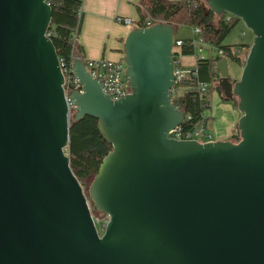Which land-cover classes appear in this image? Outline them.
I'll return each instance as SVG.
<instances>
[{
	"label": "water",
	"instance_id": "1",
	"mask_svg": "<svg viewBox=\"0 0 264 264\" xmlns=\"http://www.w3.org/2000/svg\"><path fill=\"white\" fill-rule=\"evenodd\" d=\"M254 41L241 77L216 66L238 100L240 141L169 138L186 120L175 86L176 27L131 30V94L113 101L76 58L71 92L51 37L47 0H0V264H264V0H206ZM85 117L112 151L88 194L66 149ZM88 197L108 217L98 232Z\"/></svg>",
	"mask_w": 264,
	"mask_h": 264
},
{
	"label": "trees",
	"instance_id": "2",
	"mask_svg": "<svg viewBox=\"0 0 264 264\" xmlns=\"http://www.w3.org/2000/svg\"><path fill=\"white\" fill-rule=\"evenodd\" d=\"M84 0H47L52 10V21L49 34L53 41L56 53L63 69L68 71L73 66L76 58L84 59L83 49L75 46L82 18ZM148 14L156 22H163L176 28L188 26L198 30V36L205 44L224 52V57L219 55L197 58L192 68V75L182 84L189 88L182 95L176 96L172 102L177 108L186 112V120L182 125L183 132H192L200 126H206L209 119L205 118V112L210 109V95L218 92L219 75L216 70L217 64L222 59H228L244 67L246 58H242V50L249 52L251 44L227 45L225 41L232 34L240 19L229 14L221 17L209 11L203 10L202 0H151L146 8ZM181 56H195L196 47L191 39L181 40ZM78 49V57L76 51ZM240 52V53H238ZM199 85H213L207 92L196 91ZM227 102V101H226ZM238 107V100L234 102ZM229 141L239 142L240 136L236 134ZM112 151V146L104 139L98 128V120L93 117H85L79 122L72 120L70 144L66 153L70 158L71 168L79 179L81 185L89 177H95L105 157ZM84 189V188H83ZM90 208L97 211L90 197H88Z\"/></svg>",
	"mask_w": 264,
	"mask_h": 264
},
{
	"label": "crops",
	"instance_id": "3",
	"mask_svg": "<svg viewBox=\"0 0 264 264\" xmlns=\"http://www.w3.org/2000/svg\"><path fill=\"white\" fill-rule=\"evenodd\" d=\"M150 2L151 0H84L81 29L75 40V46L83 49V61L86 63L88 61L107 60L124 64V44L132 29L126 26L124 22H120L119 19H131L134 28L142 27L144 20L147 17H151L146 10ZM249 40L247 39L242 44L236 45L251 44L252 41L250 42ZM76 52V57H78V49ZM195 64L196 61L193 67ZM213 93H217L218 97L223 102H226L218 92ZM232 104L235 106L234 102ZM230 112L231 118L233 115L232 109H230ZM207 114L208 116L205 114V118L209 120L215 119L213 112ZM241 116L240 114L235 118L236 123L229 117L219 116V121L226 123L225 118H229L231 122L229 125L226 123L223 132L217 136V139H212V142L229 141L235 136L237 134V121ZM209 120L206 126H208Z\"/></svg>",
	"mask_w": 264,
	"mask_h": 264
},
{
	"label": "built area",
	"instance_id": "4",
	"mask_svg": "<svg viewBox=\"0 0 264 264\" xmlns=\"http://www.w3.org/2000/svg\"><path fill=\"white\" fill-rule=\"evenodd\" d=\"M231 16L227 17V20L229 21L231 19ZM120 22H124L126 26L131 28L132 30L135 29L133 22L131 19H119ZM158 22L155 21L152 17H147L144 20L143 26L139 28H148L153 26ZM196 33L198 35V30H196ZM49 37H51L50 34H48ZM77 38V37H76ZM200 39V38H199ZM200 42L202 40L200 39ZM204 43V42H202ZM182 47V41L175 39V44L173 47V59L175 63V86L173 90L170 93L171 100L179 95H182L180 93V89H185V92L189 90L190 87L186 88L182 84L184 81H186L189 77L192 75V69L189 73H185L182 70L181 63L179 62V54L180 49ZM213 48V47H212ZM214 49V55H219L220 57H224V52L221 50H218L216 48ZM240 53V52H238ZM203 49L200 48L198 51L196 50L195 58H207L203 55ZM212 57V56H211ZM61 63V62H60ZM86 68L90 75L94 78L102 82V89L103 92L111 97L113 101H118L119 99H123L126 97V95H130L132 90L131 86L129 84L130 80L127 76V68L126 65L119 63V62H112L107 60H99V61H88L85 63ZM62 70L65 75V92L66 97L68 101V105L72 113H75L76 108L71 100V92H81V86L77 79L72 74V67L68 71L67 69H63V65L61 64ZM213 85H199L195 88L196 91L205 93L209 89L213 88ZM169 138H173L179 141H197L201 144L212 142V135L207 131V126H200L196 130L192 132H183L182 126L172 131V133L169 135ZM97 227V224H96ZM98 229V228H97ZM99 232V229H98ZM100 233V232H99Z\"/></svg>",
	"mask_w": 264,
	"mask_h": 264
},
{
	"label": "rangeland",
	"instance_id": "5",
	"mask_svg": "<svg viewBox=\"0 0 264 264\" xmlns=\"http://www.w3.org/2000/svg\"><path fill=\"white\" fill-rule=\"evenodd\" d=\"M202 1H203V5H205L206 0H202ZM175 39H177V40L191 39L194 41L197 51L200 48L203 49V53H204L203 55L205 57H209L210 55L215 56L214 55V49L211 46H209L208 44L200 42L199 36L197 35L195 28L188 27V26H178L177 31H176V35H175ZM247 39H250L249 41L250 42L252 41V44H253L254 36H253L252 32L246 28L245 24L242 21H239V23L236 25V28L232 32V34L225 41V44H227V45L242 44ZM248 53L249 52L247 50H242L240 53V56L245 59V58H247ZM178 60L181 63L182 70L187 74L193 68V64L195 63L196 58H195V56H179ZM228 67H229V73H230L231 78L233 80H238L241 77L243 67L241 65H239L238 63H235L233 61H228ZM184 92H185V89H180L181 94ZM210 96H211L210 98H212L211 104H210L211 109L206 111L205 114H206V116H208L207 113L210 114V112L211 113L213 112L214 113L213 116H215V119L209 120V124L207 126V131L212 134L213 139H217L218 138L217 136L220 135L221 132H223V129H225L226 123H227V125H229V123L231 122L230 119L234 120V122L236 123L235 118L238 115H240L241 113L232 104L233 102H229V103L223 102L218 97L217 93H213ZM230 109H232V111H233V113H232L233 115L231 118H230V113H231ZM71 115L73 117L74 113H72ZM219 116L229 117L230 119L225 118L226 123L221 122L218 119ZM239 119H238V121H239ZM237 134H239L238 130H237ZM92 180H93V177H89L87 180H85L83 182V188L87 194L89 192V188L91 186ZM91 211H92V214L95 218L97 228L99 229L100 235H102L109 219L106 215H104L98 211H94L93 209H91Z\"/></svg>",
	"mask_w": 264,
	"mask_h": 264
},
{
	"label": "flooded vegetation",
	"instance_id": "6",
	"mask_svg": "<svg viewBox=\"0 0 264 264\" xmlns=\"http://www.w3.org/2000/svg\"><path fill=\"white\" fill-rule=\"evenodd\" d=\"M233 80V79H232Z\"/></svg>",
	"mask_w": 264,
	"mask_h": 264
}]
</instances>
